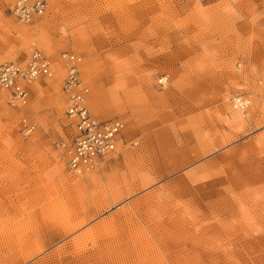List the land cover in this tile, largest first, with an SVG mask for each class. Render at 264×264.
Wrapping results in <instances>:
<instances>
[{
  "label": "rangeland",
  "instance_id": "obj_1",
  "mask_svg": "<svg viewBox=\"0 0 264 264\" xmlns=\"http://www.w3.org/2000/svg\"><path fill=\"white\" fill-rule=\"evenodd\" d=\"M13 2L0 63L35 42L52 64L26 104L0 92V264H264V0H46L27 23ZM63 52L93 117L124 123L78 177Z\"/></svg>",
  "mask_w": 264,
  "mask_h": 264
},
{
  "label": "built area",
  "instance_id": "obj_2",
  "mask_svg": "<svg viewBox=\"0 0 264 264\" xmlns=\"http://www.w3.org/2000/svg\"><path fill=\"white\" fill-rule=\"evenodd\" d=\"M45 0H15L10 7V12L20 21H30L33 16L44 11ZM66 56V57H65ZM65 61L69 64L65 76L64 90L69 92L80 85L79 71L77 64L79 57L66 55ZM67 64V65H68ZM49 61L38 51H33L24 69L13 63L0 64V91H8L11 101L26 102L28 92L19 85L20 80H25L47 73ZM86 88H82L79 94H70L67 101L66 113L74 121L76 120V132L72 137V146L68 149V171L77 174L84 169L91 167L96 159L98 162L109 151L114 148L113 143L121 131V124L118 122L107 123L97 121L93 118L85 105ZM73 123V122H72ZM20 124L27 128L24 119ZM70 137V138H71Z\"/></svg>",
  "mask_w": 264,
  "mask_h": 264
},
{
  "label": "bare ground",
  "instance_id": "obj_3",
  "mask_svg": "<svg viewBox=\"0 0 264 264\" xmlns=\"http://www.w3.org/2000/svg\"><path fill=\"white\" fill-rule=\"evenodd\" d=\"M15 1V0H14ZM45 5H46V0H45ZM44 9H45V7H44ZM43 13V11L40 13V14H37V15H41ZM36 16V15H35ZM34 17V16H33ZM16 18V17H15ZM17 19V18H16ZM32 19V18H31ZM18 20V19H17ZM20 21V20H19ZM31 21V20H30ZM21 22H24V23H27V22H29V21H27V22H25V21H21ZM31 50H30V55H29V57H28V59H27V62L29 61V59H30V56H31V54H32V52L33 51H38V52H40L41 54H43L46 58H47V60L49 61V66H48V70H47V73L44 75H39V76H37V77H32V78H28V79H25V80H20L19 81V85L22 87V88H24L27 92H28V96H27V98H26V101L28 100V97H29V86H28V84L29 83H31L32 81H34V80H37V79H39V78H41V77H44V76H49L50 74H51V64H52V62H51V60H50V58L47 56V55H45L44 54V52L43 51H41L38 47H37V45L35 44V42H32L31 43V48H30ZM64 53H66V55L68 54V55H72V53H69V52H64ZM75 57H79V56H76L75 54H73ZM66 57V56H65ZM65 57L63 58V57H61L62 58V60H63V62H64V66H65V76L67 75V72H68V68H69V64L65 61ZM79 59L81 60V58L79 57ZM27 62H26V64H27ZM79 63L77 64V68H78V71H79V64H80V61H78ZM2 63H4V62H2ZM7 63H13V62H7ZM1 64V63H0ZM13 64H15V63H13ZM26 64H25V66H19L18 64H15L16 66H18V67H20L21 69H24L25 67H26ZM68 64V65H67ZM65 76H64V79H63V85H62V88H61V90H62V93H63V95L65 96V110H64V113H65V115H66V117L70 120V122H71V124H72V127H73V131H72V134L70 135V137L71 136H73L74 134H75V132H76V120H72L70 117H69V115H67V113H66V108H67V101H68V99L70 98V94H79V92L82 90V88H86V93H85V99H86V102H85V105H86V107H87V109H88V112L90 113V110H89V108H88V92H89V90H88V88L83 84V82H82V80H81V78H80V85L77 87V88H75V89H71L69 92H67V91H65L64 90V86H65ZM79 77H80V72H79ZM0 92H4V93H6V95H7V97H8V101H9V103L10 104H12L13 106H16V105H20V106H22V105H24V104H26V102L25 103H21L20 101H11V99H10V97H9V93H8V91H5V90H3V91H0ZM237 105L240 107V108H243V107H245V105H246V101L245 100H242L241 101V99L239 98L238 100H237ZM90 115L93 117V115L90 113ZM93 118H95V117H93ZM21 119H24V122H25V124H26V126H27V128H30L29 130L28 129H26V128H24L23 126H22V124H20V130L22 131V133H24L25 135H29V134H31L32 132H33V130L35 129V125H34V123L32 122V121H30L27 117H22ZM97 121H102V122H107V123H115V122H118V123H120L121 124V131L119 132V134H118V136L116 137V140H115V142L113 143V145H114V148H113V150L112 151H109L103 158H101L100 160H99V162L95 159L94 161H93V165L91 166V167H88V168H86V169H84L83 171H81L80 173H77V174H72V173H70L69 171H68V157H69V154H68V149L72 146L71 144H72V137L70 138H68V140L67 141H64V142H62L61 143V146H62V148H63V150H64V153H65V155H66V171H67V173L68 174H72L73 176H76V177H78V176H83V175H85V174H87V173H89L90 171H92L95 167H98V165L100 164V162L104 159V158H106L108 155H110L112 152H114L115 150H116V148H117V146H118V144L122 141V139H121V136H122V133H123V130H124V123L122 122V121H120V120H118V119H114V120H101V119H97V118H95ZM73 122V123H72ZM58 170V169H57ZM58 172V171H57Z\"/></svg>",
  "mask_w": 264,
  "mask_h": 264
}]
</instances>
